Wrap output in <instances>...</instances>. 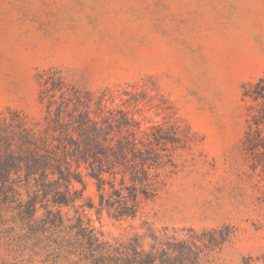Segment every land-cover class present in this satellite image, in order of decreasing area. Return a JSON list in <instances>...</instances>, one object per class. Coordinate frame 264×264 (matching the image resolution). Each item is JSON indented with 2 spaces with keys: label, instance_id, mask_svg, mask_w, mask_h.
Instances as JSON below:
<instances>
[{
  "label": "rangeland",
  "instance_id": "1",
  "mask_svg": "<svg viewBox=\"0 0 264 264\" xmlns=\"http://www.w3.org/2000/svg\"><path fill=\"white\" fill-rule=\"evenodd\" d=\"M50 71L178 136L174 167L135 217L78 201L61 207L65 218L115 244L138 236L146 250L151 233L180 240L192 229L199 245L216 241L203 264H264V172L243 150V92L264 76V0H0V112L34 125ZM84 196L97 202L89 178Z\"/></svg>",
  "mask_w": 264,
  "mask_h": 264
},
{
  "label": "trees",
  "instance_id": "2",
  "mask_svg": "<svg viewBox=\"0 0 264 264\" xmlns=\"http://www.w3.org/2000/svg\"><path fill=\"white\" fill-rule=\"evenodd\" d=\"M107 91H81L50 71L39 89L40 120L30 125L17 110L0 112V257L8 264H203L204 241L150 234V249L138 236L126 245L103 239L81 217L65 218L61 207H96L116 217H135L143 199L158 191L165 165L174 167L176 134L105 104ZM244 96L248 105L243 150L253 170L264 172V76ZM85 178L97 202L84 196ZM75 184H80L77 188ZM23 191L26 197H23ZM44 216L35 217L37 206Z\"/></svg>",
  "mask_w": 264,
  "mask_h": 264
}]
</instances>
